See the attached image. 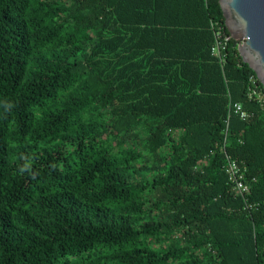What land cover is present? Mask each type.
I'll return each mask as SVG.
<instances>
[{
	"label": "trees",
	"instance_id": "1",
	"mask_svg": "<svg viewBox=\"0 0 264 264\" xmlns=\"http://www.w3.org/2000/svg\"><path fill=\"white\" fill-rule=\"evenodd\" d=\"M217 26L218 0H0V264H264V90Z\"/></svg>",
	"mask_w": 264,
	"mask_h": 264
},
{
	"label": "water",
	"instance_id": "2",
	"mask_svg": "<svg viewBox=\"0 0 264 264\" xmlns=\"http://www.w3.org/2000/svg\"><path fill=\"white\" fill-rule=\"evenodd\" d=\"M229 36L264 90V0H218Z\"/></svg>",
	"mask_w": 264,
	"mask_h": 264
},
{
	"label": "built area",
	"instance_id": "3",
	"mask_svg": "<svg viewBox=\"0 0 264 264\" xmlns=\"http://www.w3.org/2000/svg\"><path fill=\"white\" fill-rule=\"evenodd\" d=\"M229 33H225L221 26L216 27L214 41L211 44L210 51L213 56H215L219 61H222L225 56V49L230 40ZM259 80L256 75H251L249 77L248 83V95L256 96L261 99V93L259 89ZM232 112L239 116L240 119L244 120L247 117L246 111L243 109L241 103L231 102L229 104V113ZM229 114L227 115V119ZM226 132V129H225ZM240 164L236 159L229 155H226L225 162L223 165L224 172L227 176V181L229 185L235 190L239 195H244L249 192V183L244 178V171L240 168Z\"/></svg>",
	"mask_w": 264,
	"mask_h": 264
}]
</instances>
